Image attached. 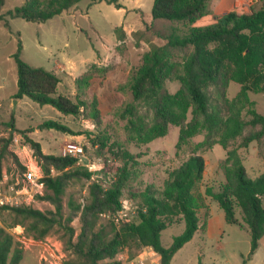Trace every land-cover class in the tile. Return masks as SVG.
Here are the masks:
<instances>
[{
  "label": "rangeland",
  "instance_id": "rangeland-1",
  "mask_svg": "<svg viewBox=\"0 0 264 264\" xmlns=\"http://www.w3.org/2000/svg\"><path fill=\"white\" fill-rule=\"evenodd\" d=\"M25 0H4L1 12L21 5ZM154 0H80L61 14L43 21H27L21 17L8 18L10 28L0 21V147L5 143L10 152L2 160L0 194L9 202L0 204V226L7 229L22 250L18 264H63L68 257L62 231L52 229L42 239L28 235L20 224L10 226L12 217L3 205H30L43 211L54 210L48 201L35 195L25 202L26 194H17L22 186V173L26 165L36 161L33 149L22 133L13 131L8 121L13 117L14 127L27 132L38 141L45 154L75 155L79 165L90 168L103 186H109L125 167L127 177L122 187L120 202L128 209V219L135 218L140 205V193L146 188L161 189L172 168L180 165L190 154H200L205 161L203 185L216 189L224 180L220 164L227 150L237 148L242 163L251 178L264 172V123L248 125L241 136L232 140L227 148L218 143L197 146L205 137L201 131L185 141L179 140L180 126L170 123L164 135L148 142L135 139L131 121L138 117L151 125L153 112L143 100H135L129 89L131 78L142 61V55L153 46L166 43V37L183 33L186 25L181 21L152 18ZM116 27H120L118 32ZM21 41V58L33 66L44 67L56 73L60 82L56 95L84 102L77 115L63 114L50 104L40 105L27 96L13 97L17 91V67L13 58ZM185 53L172 49L171 61L180 65ZM180 81L173 76L165 82V90L174 94ZM240 85L231 81L226 90L228 98L239 92ZM211 100L217 97L209 88ZM16 102L14 104V100ZM248 103L241 115L250 117V109L264 114V94L248 93ZM14 106V108H13ZM44 120H56L68 126L72 133L53 128H40ZM262 130L260 140L242 147L244 135ZM4 138V139H2ZM9 142H5V139ZM81 147L82 151L69 152ZM16 158V159H15ZM39 164V163H38ZM56 174V171H51ZM90 181L71 183L63 195L64 221L70 215L69 198L83 203ZM44 192V190H43ZM264 205V196L262 198ZM113 213L101 214L99 222L112 221ZM235 216L242 221L239 207ZM200 224L191 240L176 251L171 264H264V234L259 246L249 257L250 234L246 225L228 223L224 211L213 199H208V211L199 212ZM206 221V223H205ZM121 221L116 224L119 225ZM161 232L164 246L171 244L180 234L184 222L175 220ZM205 223V226H204ZM74 239L80 230L79 213L72 217ZM207 229H210L209 231ZM149 246L140 249L122 248L114 258L102 264L136 263L142 253L145 264H160L157 252ZM135 261V262H134Z\"/></svg>",
  "mask_w": 264,
  "mask_h": 264
},
{
  "label": "trees",
  "instance_id": "trees-1",
  "mask_svg": "<svg viewBox=\"0 0 264 264\" xmlns=\"http://www.w3.org/2000/svg\"><path fill=\"white\" fill-rule=\"evenodd\" d=\"M79 1L25 0L2 13L4 0H0V21L7 28H10L8 18L43 22ZM209 1H153L151 14L154 20L181 21L186 29L181 34H169L165 44L145 51L131 78L129 89L133 98L145 101L153 112L151 125L141 117L131 121L135 139L151 141L164 135L168 125L175 123L180 126V141L204 131L205 137L197 146L218 143L227 148L232 140L242 135L246 126L263 125L264 114L250 109L251 116L245 118L241 110L249 102V92L264 94V0H257L259 7H252L249 13L232 9L210 24L196 25L199 18L210 13ZM116 6L120 7L119 3ZM119 28L116 27L115 31L118 32ZM173 48L185 53L180 65L171 61ZM21 49L19 41L13 54L17 67V91L13 97L21 99L27 96L40 105L50 104L63 114L77 115L84 102L74 101L65 95L54 96L59 76L52 70L24 61L20 56ZM171 76L181 85L174 94L164 88ZM231 81L238 83L240 89L235 97L228 98L226 90ZM211 86L217 94L213 100L209 95ZM8 126L22 133L33 149L44 184V192L36 197L48 201L54 210L43 211L30 205H3L2 208L7 209L12 217L10 226L20 224L35 239H42L52 229L62 231L68 252L63 264H102L114 258L124 247L140 249L144 246L159 254L160 264H171L176 251L201 227L199 212L208 211V199L218 203L226 222L246 225L250 234L249 257L259 246L264 234V172L251 178L237 148L227 150L220 164L224 180L216 189L205 184L201 190L205 161L200 154H190L169 171L163 188L148 187L140 193L135 218L116 225L112 221L101 223L99 219L101 214L115 213L121 207V190L127 177L125 167L121 168L115 181L103 186L97 179H91L94 172L79 165L76 157L43 153L39 142L27 135L32 129L15 128L13 117ZM39 127L72 133L68 126L56 120H44ZM262 135V130L244 135L240 146L246 147L250 142L258 141ZM8 140L6 138L5 142ZM6 152L9 151L5 143L0 147V179ZM52 169L56 174L51 172ZM80 180L90 181L86 199L81 203L69 198L70 215L64 221L63 195L71 183ZM236 207L240 209L242 221L235 216ZM77 213L80 230L74 239L70 221ZM175 220L183 221L184 228L173 237L171 244L164 246L161 232ZM18 245L13 235L0 226V264L19 263L22 250Z\"/></svg>",
  "mask_w": 264,
  "mask_h": 264
},
{
  "label": "built area",
  "instance_id": "built-area-1",
  "mask_svg": "<svg viewBox=\"0 0 264 264\" xmlns=\"http://www.w3.org/2000/svg\"><path fill=\"white\" fill-rule=\"evenodd\" d=\"M77 151L81 152L82 151L81 147H75V149H69V152L75 153ZM42 175L43 173L41 171L40 165L36 161L32 164V167L26 165V168L21 175L22 186L16 189L17 194L19 195L26 194V197H24L25 202H29V200H31L36 193L39 194L43 193L44 184L41 181ZM9 200H10L9 198L3 197L0 194V204H3L5 202L7 203L9 202ZM127 210L128 209L126 208L125 204L121 203V207L112 215L113 222L118 224L120 221H124L128 219L129 213ZM131 264H145V259L142 256V253L138 255V259L136 260V263L131 262Z\"/></svg>",
  "mask_w": 264,
  "mask_h": 264
},
{
  "label": "crops",
  "instance_id": "crops-1",
  "mask_svg": "<svg viewBox=\"0 0 264 264\" xmlns=\"http://www.w3.org/2000/svg\"><path fill=\"white\" fill-rule=\"evenodd\" d=\"M257 0H210V13L199 18L196 25H206L215 21V19L224 13L235 9L240 13H249L252 7H259ZM208 202V200H207ZM201 228V227H200ZM208 231L210 229H207Z\"/></svg>",
  "mask_w": 264,
  "mask_h": 264
},
{
  "label": "water",
  "instance_id": "water-1",
  "mask_svg": "<svg viewBox=\"0 0 264 264\" xmlns=\"http://www.w3.org/2000/svg\"><path fill=\"white\" fill-rule=\"evenodd\" d=\"M15 102H16V99L14 100V104H15ZM13 108H14V106H13Z\"/></svg>",
  "mask_w": 264,
  "mask_h": 264
}]
</instances>
